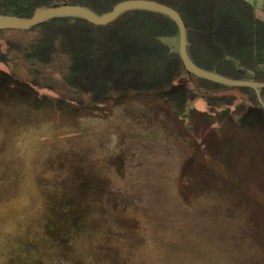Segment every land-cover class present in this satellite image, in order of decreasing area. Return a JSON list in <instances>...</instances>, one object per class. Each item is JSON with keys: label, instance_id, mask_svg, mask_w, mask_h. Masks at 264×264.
Returning a JSON list of instances; mask_svg holds the SVG:
<instances>
[{"label": "rangeland", "instance_id": "obj_1", "mask_svg": "<svg viewBox=\"0 0 264 264\" xmlns=\"http://www.w3.org/2000/svg\"><path fill=\"white\" fill-rule=\"evenodd\" d=\"M247 1L264 17V0ZM162 41L178 52L179 38ZM187 84L49 106L23 67L1 64L0 264H264V119L212 115ZM186 174L211 184L190 206ZM105 193L107 217L96 207L69 239L43 241L41 199Z\"/></svg>", "mask_w": 264, "mask_h": 264}, {"label": "trees", "instance_id": "obj_2", "mask_svg": "<svg viewBox=\"0 0 264 264\" xmlns=\"http://www.w3.org/2000/svg\"><path fill=\"white\" fill-rule=\"evenodd\" d=\"M127 1L0 0V14L28 19L42 7L68 4L103 15ZM146 1L181 15L188 29L189 55L198 68L228 79L264 83V17L250 2ZM261 11L264 14V7ZM178 37L179 28L171 18L144 10L127 11L109 26L57 19L29 31L0 30V65L23 67L41 92L40 102L49 106L61 102L88 109L109 106L120 99L158 97L170 93L178 81L190 78L195 89L185 86L187 98L203 99L210 114L228 108L237 120L247 115L264 119V107L253 89L225 87L185 70L178 52L162 41ZM260 96L264 102V89ZM188 175L182 176L183 196L211 192V184L204 177ZM196 195L190 200L183 198L187 206L195 202ZM110 197L105 193L83 196L79 202L75 196L41 199L38 215L43 241L69 239L67 229L82 223L84 214L91 219L96 207L107 217L104 208ZM125 215L120 212L118 217Z\"/></svg>", "mask_w": 264, "mask_h": 264}, {"label": "water", "instance_id": "obj_3", "mask_svg": "<svg viewBox=\"0 0 264 264\" xmlns=\"http://www.w3.org/2000/svg\"><path fill=\"white\" fill-rule=\"evenodd\" d=\"M138 10L147 11L154 14H161L168 18H171L179 28V50L178 54L181 57L185 70L197 78L219 83L225 87L235 88H250L253 89L257 96H259L260 103L264 107L262 96H260L261 90L264 89L263 82L252 81H239L231 78H226L216 72L212 73L201 68H198L189 55V42H188V29L186 28L185 21L172 8L162 5L157 2H151L146 0H128L127 2L118 4L112 12L103 15H98L92 9L88 7L73 6L68 4H56L53 6H45L37 9L32 17L25 19L17 16H6L0 14V30L2 31H29L36 26H42L51 20L57 19H79L88 21L95 26H109L114 23L122 14L127 11Z\"/></svg>", "mask_w": 264, "mask_h": 264}]
</instances>
